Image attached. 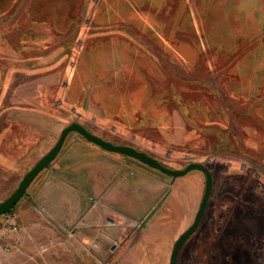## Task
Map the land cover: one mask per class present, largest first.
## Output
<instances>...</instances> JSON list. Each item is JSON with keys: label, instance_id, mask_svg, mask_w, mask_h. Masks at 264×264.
Masks as SVG:
<instances>
[{"label": "rangeland", "instance_id": "rangeland-1", "mask_svg": "<svg viewBox=\"0 0 264 264\" xmlns=\"http://www.w3.org/2000/svg\"><path fill=\"white\" fill-rule=\"evenodd\" d=\"M71 121L210 169L176 264H264V0H0V200ZM203 187L70 131L0 229V264H168Z\"/></svg>", "mask_w": 264, "mask_h": 264}, {"label": "water", "instance_id": "water-1", "mask_svg": "<svg viewBox=\"0 0 264 264\" xmlns=\"http://www.w3.org/2000/svg\"><path fill=\"white\" fill-rule=\"evenodd\" d=\"M70 131H76L81 134L83 137L98 145L99 147L113 152L122 153L131 157L138 159L139 161L155 168L163 173L170 175L172 178L177 176L184 175L188 171L192 169H198L204 174V187L202 191V195L198 204V208L194 214L192 222L178 234L176 239L173 242L168 264H176L177 256L181 246L188 239V237L196 230L201 220V217L206 209L209 196L211 194L212 186H213V177L210 169L202 162L199 161H190L182 168H171L164 164H162L157 158L148 154L147 152L137 149L136 147L123 144V143H114L111 140L103 138L98 134L91 132L88 128H86L83 124L78 121H71L70 123L63 126L60 130L59 136L56 139L55 143L45 152L43 153L33 164L32 166L22 175L20 180L18 181L15 189L8 194L5 198L0 200V214H4L6 212L11 211L18 200L23 196L26 188L33 180V178L43 169L45 168L52 159L55 158L57 153L62 147V144L65 140L66 135ZM156 207H154L151 212L139 223V226L145 224L146 219L154 212Z\"/></svg>", "mask_w": 264, "mask_h": 264}, {"label": "flooded vegetation", "instance_id": "flooded-vegetation-1", "mask_svg": "<svg viewBox=\"0 0 264 264\" xmlns=\"http://www.w3.org/2000/svg\"><path fill=\"white\" fill-rule=\"evenodd\" d=\"M92 29H93V26H92ZM108 29H111V28H108ZM110 33H112V32H114V31H109ZM116 32V31H115ZM82 49V48H81ZM81 51V50H80ZM78 60V59H77ZM140 65V64H139ZM160 68H161V66H157V68H155V71H153V74L155 73V76H156V73H157V76L159 77H162V76H164L165 75V72L163 71V69L161 68V70H160ZM140 69L142 70V68H141V66H140ZM147 72H145L144 70H142L144 73H145V79H146V81H147V85H146V89H147V87L149 86V77L147 76V73H151V67H150V65L145 69ZM97 77V76H96ZM96 78L95 77H93L92 79H89L88 80V86H90V85H92L93 87H94V85H95V83H96V80H95ZM87 86V83L84 85V87H86ZM146 94H148L147 92H146ZM155 94H156V92L155 93H149V98L147 97V95H146V98H145V100L147 101V100H150V101H157V100H165V98L167 97V96H165L164 95V92L163 91H159V92H157V98H155ZM159 94H161V95H159ZM160 96V97H159ZM178 106H179V104H178ZM180 106H183L182 104H180ZM115 107V106H114ZM180 108V107H179ZM186 119L188 120V117H186ZM213 177V176H212ZM207 207V206H206ZM206 210V209H205ZM205 212V211H204ZM204 214V213H203ZM203 216V215H202ZM202 218V217H201ZM200 223V222H199ZM197 229V228H196Z\"/></svg>", "mask_w": 264, "mask_h": 264}, {"label": "built area", "instance_id": "built-area-1", "mask_svg": "<svg viewBox=\"0 0 264 264\" xmlns=\"http://www.w3.org/2000/svg\"><path fill=\"white\" fill-rule=\"evenodd\" d=\"M5 216H6L5 217L6 222L0 226L1 227L0 229L3 230L4 233L17 229L16 224L13 221L12 222L9 221L10 220V211L6 212ZM9 249H10L9 245H7L3 242H0V250L9 251Z\"/></svg>", "mask_w": 264, "mask_h": 264}, {"label": "crops", "instance_id": "crops-1", "mask_svg": "<svg viewBox=\"0 0 264 264\" xmlns=\"http://www.w3.org/2000/svg\"><path fill=\"white\" fill-rule=\"evenodd\" d=\"M68 155L67 156H65V157H60V158H57L58 160L52 165V166H50L49 168L51 169L50 171L52 172H57L59 169H61L62 167H64V165H66L65 164V162L68 160ZM67 166V165H66ZM47 169V168H46ZM47 171L48 170H46V174H47ZM50 173V172H49ZM60 183L59 182H57L56 184H55V186L57 187L58 185H59Z\"/></svg>", "mask_w": 264, "mask_h": 264}, {"label": "trees", "instance_id": "trees-1", "mask_svg": "<svg viewBox=\"0 0 264 264\" xmlns=\"http://www.w3.org/2000/svg\"><path fill=\"white\" fill-rule=\"evenodd\" d=\"M157 67V66H156ZM160 70H161V68H160ZM140 82H141V84H143L145 87H146V85H147V81H146V79L145 78H142V80H139ZM87 82V81H86ZM85 82V83H86ZM99 85V84H98ZM86 87H88V83H87V86ZM84 89V88H83ZM86 89V88H85ZM94 89H95V87H94ZM133 92V91H132ZM159 92V91H158ZM146 91H145V94H144V96H145V98H146ZM157 92H156V94H155V98H157ZM159 95H161V94H159ZM162 96V95H161ZM131 97V96H130ZM130 97H127V96H124V101L125 100H127V99H129ZM148 98H149V95L147 96ZM160 97V96H159ZM116 107V106H115Z\"/></svg>", "mask_w": 264, "mask_h": 264}]
</instances>
